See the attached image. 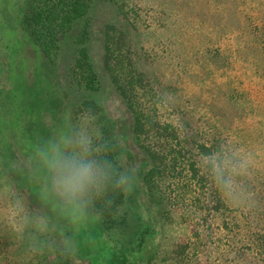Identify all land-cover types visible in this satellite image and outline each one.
I'll use <instances>...</instances> for the list:
<instances>
[{
    "label": "rangeland",
    "instance_id": "374dc122",
    "mask_svg": "<svg viewBox=\"0 0 264 264\" xmlns=\"http://www.w3.org/2000/svg\"><path fill=\"white\" fill-rule=\"evenodd\" d=\"M193 1L196 0L189 4ZM21 4L23 0H0V170H4V176L0 172V209L9 225L14 222L24 226L22 234L13 230L8 233V243L0 241V264L64 261L60 231L75 236L80 243L75 264H83L88 254L97 263L112 264L104 245L105 234L99 224L91 222L95 214H88L89 222L79 228L69 223L34 156L36 146L54 135L66 114H71L74 124L77 105L85 99H95L105 88L113 90L102 67V36L93 26L89 27L88 51L99 76V89H78L68 82L66 74L73 59L74 40L86 18L77 20L66 31L59 43L61 55L50 63L20 30L17 19ZM146 4L153 5L149 0ZM137 6L143 21L140 38L143 52L148 55L146 63L164 92L159 108L161 118L180 125L176 111L185 112L191 118V128L206 141L213 131L206 118L209 107L215 105L223 124L219 130L221 138L229 141V146L253 151L256 158L251 181L256 206L249 213L237 212L239 227L228 232L221 228L219 218L203 222L188 218L185 212L182 217L172 209L171 223L158 236L156 257L151 264H173L169 251L181 243L189 245L183 264H263L264 246L258 241V232L264 233V26L254 29V37L259 36V43L263 44L256 51V58L251 54L238 58L235 50L240 44L221 28L200 25L194 14L182 9L163 13L159 7ZM96 8L93 5L89 24ZM113 14L108 7L107 18L112 19ZM240 33L241 30L239 36ZM215 48H219L221 58L230 56L229 66L215 59ZM11 206H15L14 211ZM10 211L14 221L8 216ZM121 211L127 213L129 225L122 231H110L109 236L125 243L138 228L136 194L125 199ZM243 214H248L249 220ZM41 218L47 223L46 233L35 230L34 225ZM33 242L39 250H30Z\"/></svg>",
    "mask_w": 264,
    "mask_h": 264
},
{
    "label": "trees",
    "instance_id": "16d2710c",
    "mask_svg": "<svg viewBox=\"0 0 264 264\" xmlns=\"http://www.w3.org/2000/svg\"><path fill=\"white\" fill-rule=\"evenodd\" d=\"M142 1L23 0L17 19L25 37L39 47L45 59L53 63L61 55L59 43L66 31L77 20L86 18L74 40L76 46L66 75L72 86L87 92H96L100 82L89 57V27L93 26L102 36V67L112 89L125 101L127 114L119 121L109 119L96 107L95 99H85L73 111L74 124L79 123L82 113L94 111L98 117L96 126L103 139L123 138L128 162L141 166L143 184L142 190L136 193L138 228L125 243L116 236H109L110 231H122L129 225L127 213L121 211L125 198L110 190L88 209V214H96L97 211L103 214V221L98 228L105 234L104 245L112 264H151L156 257L158 236L164 226L171 223L172 209L182 217L185 212L188 218L203 222L219 218L221 228L228 232L239 227L237 211L220 199L199 162L201 153L218 151L222 146L229 145V141L221 138L222 131L219 130L223 124L218 120L217 108L215 105L209 107L210 115L206 123L213 131L206 141L196 133L197 130L191 128V118L185 112L177 109L179 113L175 109L180 125L161 118L159 108L163 103L164 92L146 63L148 55L143 52L144 44L140 38L143 21L137 5L159 7L163 13L182 9L190 15L194 14L197 17L194 20L200 25L207 23L208 27L221 28L228 37H233L240 44L235 50L238 58L250 54L256 58V51L263 47L260 46L263 44L259 43V36L254 37V29L264 26V0H196L192 4H189L191 0H149L153 5L146 4L148 0ZM95 4L97 8L89 24L87 20L91 18L89 14ZM108 7L114 12L112 19L105 15ZM206 15L208 18H205ZM218 49L215 48V59L222 60L227 66L230 56L221 58ZM233 53L232 50V56ZM200 69L203 71L205 66ZM95 143L100 144L102 141L97 140ZM106 155L113 158L115 152L110 151ZM3 171L0 170L2 175ZM251 184V190L256 194ZM108 199L113 201L110 208L105 207ZM142 208L148 211L142 214ZM2 213L0 209V241L6 244L10 241L8 233L13 229ZM242 217H246V221L250 218L248 214ZM258 233V241L263 247L264 233ZM188 247L187 243H181L169 251L173 264L184 263L183 257ZM74 258L65 257L58 264H75ZM261 260L264 264V257ZM97 262L89 254L83 258V264H104Z\"/></svg>",
    "mask_w": 264,
    "mask_h": 264
},
{
    "label": "clouds",
    "instance_id": "9594fccd",
    "mask_svg": "<svg viewBox=\"0 0 264 264\" xmlns=\"http://www.w3.org/2000/svg\"><path fill=\"white\" fill-rule=\"evenodd\" d=\"M95 104L109 119L119 121L126 117L125 101L114 90L105 88L95 98ZM97 118L96 113L89 110L80 115L78 124H73L71 114H66L54 135L37 145L34 152L50 183L52 196L63 209L67 221L77 228L89 222L88 209L110 190L127 199L143 188L141 166L128 162L123 138L103 139L96 126ZM97 140L102 143L96 144ZM110 151L115 152L113 158L106 155ZM199 162L226 205L240 213L253 210L256 206V194L250 187L256 172L253 151L225 145L218 151L201 153ZM112 204L111 199L105 201L106 208ZM11 207L14 211L15 206ZM147 211V208H142L141 213ZM8 216L14 221L11 211ZM90 219L92 223L99 224L103 221V214L97 211ZM10 226L17 234L24 231L23 225L12 222ZM34 227L38 232L48 231L43 218ZM58 235L62 255L76 256L80 243L75 236L64 231ZM30 250L37 251L39 247L33 242Z\"/></svg>",
    "mask_w": 264,
    "mask_h": 264
}]
</instances>
